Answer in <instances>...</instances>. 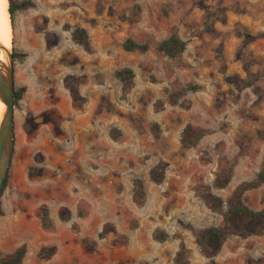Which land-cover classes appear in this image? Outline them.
Returning a JSON list of instances; mask_svg holds the SVG:
<instances>
[{
	"label": "rangeland",
	"instance_id": "obj_1",
	"mask_svg": "<svg viewBox=\"0 0 264 264\" xmlns=\"http://www.w3.org/2000/svg\"><path fill=\"white\" fill-rule=\"evenodd\" d=\"M30 1L7 45L26 55L14 61L25 92L14 105L0 254L25 245L22 264H264V232L228 236L213 258L195 243L222 224L195 189L225 201L264 160V0ZM77 28L84 44L72 41ZM169 36L186 43L174 60L155 49ZM127 39L148 51L124 50ZM120 69L134 73L128 89ZM188 85L197 90L184 105L154 110ZM187 126L208 134L182 150ZM223 169L231 180L216 189ZM243 202L264 212V188Z\"/></svg>",
	"mask_w": 264,
	"mask_h": 264
},
{
	"label": "trees",
	"instance_id": "obj_2",
	"mask_svg": "<svg viewBox=\"0 0 264 264\" xmlns=\"http://www.w3.org/2000/svg\"><path fill=\"white\" fill-rule=\"evenodd\" d=\"M30 0H8V13L13 27L14 15L17 11H23L32 7ZM46 37L49 34H45ZM72 41L76 44H84L87 41V34L83 29L77 28L72 32ZM186 43L176 36H169L160 41L156 46V51L170 60L178 58L185 50ZM124 50L128 52L138 51L144 53L148 51L149 46L146 43H137L131 39H127L123 44ZM13 60H20L26 55L13 50ZM115 78L120 82L124 89H128L133 84L134 73L130 69H120L114 74ZM197 86L188 85L183 89L174 91L170 94L166 101L157 100L154 104L155 111L164 109V105L177 106L184 105L179 103V99L184 92H194ZM25 88H19L14 92V105L22 98ZM186 104V103H185ZM208 132L201 128L187 126L183 129L180 136V145L182 150L195 148L200 140L207 135ZM163 177V170H155L151 179L155 183H160ZM231 180V174L228 169H223L216 173L213 187L216 189H224ZM264 188V160L259 172L251 181L242 182L237 185L230 196L224 201L220 197L214 195L211 188L206 185L198 186L195 189L196 196L203 204L212 212L221 214L222 224L220 226L208 227L201 229L195 234V243L200 248L206 258L215 257L221 250L226 238L230 235L245 239L249 236H259L264 232V212L253 211L243 202V197L246 192ZM136 196L142 197V185L136 183ZM1 215V211H0ZM48 225L47 215L42 214V226ZM26 246L21 245L14 251L7 254H0V264H22L26 255ZM177 264L184 263V259L180 256L176 258Z\"/></svg>",
	"mask_w": 264,
	"mask_h": 264
},
{
	"label": "water",
	"instance_id": "obj_3",
	"mask_svg": "<svg viewBox=\"0 0 264 264\" xmlns=\"http://www.w3.org/2000/svg\"><path fill=\"white\" fill-rule=\"evenodd\" d=\"M1 54L4 60L0 59V102L3 104L0 114V198L14 144L15 85L12 41L8 50L0 44Z\"/></svg>",
	"mask_w": 264,
	"mask_h": 264
},
{
	"label": "bare ground",
	"instance_id": "obj_4",
	"mask_svg": "<svg viewBox=\"0 0 264 264\" xmlns=\"http://www.w3.org/2000/svg\"><path fill=\"white\" fill-rule=\"evenodd\" d=\"M10 43V19L8 14V0H0V44L6 49ZM0 59L4 60L3 55ZM3 110V104L0 102V114Z\"/></svg>",
	"mask_w": 264,
	"mask_h": 264
}]
</instances>
